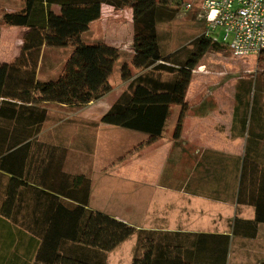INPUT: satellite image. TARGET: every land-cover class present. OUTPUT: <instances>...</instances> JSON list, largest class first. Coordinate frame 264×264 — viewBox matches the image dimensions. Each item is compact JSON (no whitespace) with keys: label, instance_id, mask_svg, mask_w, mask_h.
<instances>
[{"label":"crops","instance_id":"0c3cea01","mask_svg":"<svg viewBox=\"0 0 264 264\" xmlns=\"http://www.w3.org/2000/svg\"><path fill=\"white\" fill-rule=\"evenodd\" d=\"M9 1L0 0V7L3 3L13 11ZM51 8L58 10L57 5ZM6 27H0V63L14 60L26 31ZM8 28L20 33L12 37ZM130 47L132 53V37ZM43 52L35 73L40 80L60 71L59 63L45 59ZM196 66L184 95L191 107L180 136L172 138L179 107L170 105L168 117L174 109L175 118L138 153L132 150L146 139L145 133L94 125L126 85L120 78L118 91L111 88L79 107L34 98L32 91L0 95V264H40L37 250L48 217L67 200L59 191L65 188V174L78 173L89 176L91 209L137 230L229 235L226 264H264V222H257L253 231L255 207L237 200L244 156L264 165V109L258 108V99L247 101L236 94L201 88L193 93L189 87ZM111 91L116 94L105 100ZM243 196L249 199L248 191ZM128 238L132 250L137 232Z\"/></svg>","mask_w":264,"mask_h":264},{"label":"trees","instance_id":"16d2710c","mask_svg":"<svg viewBox=\"0 0 264 264\" xmlns=\"http://www.w3.org/2000/svg\"><path fill=\"white\" fill-rule=\"evenodd\" d=\"M104 3L131 9L132 56L120 66V78L126 85L94 125L106 123L145 133L146 139L132 150L138 153L161 137L169 107L177 105L172 130V138L177 139L191 107L184 95L192 70L208 49H218L221 44L204 31L190 46L164 52L157 25L174 17L172 0H23L18 10L1 15L4 24L23 26L26 31L14 60L0 63V95L22 96L32 91L34 98L79 107L110 91L108 78L119 59V49L104 40L81 39L89 23L100 16ZM201 19L205 21L203 16ZM48 47H69V53L55 77L40 80L35 76L36 65ZM257 62L264 77V47L257 53ZM245 120L242 127L247 132ZM65 180L64 190L59 191L67 200L63 205L59 202L57 211L48 217L37 250V258L42 259L36 263L106 264L107 252L137 232L130 264H226L229 235L137 230L88 206L87 174H65ZM246 191L249 199L243 196ZM237 200L255 207L254 231L257 222H264V165L247 155L242 160Z\"/></svg>","mask_w":264,"mask_h":264},{"label":"rangeland","instance_id":"374dc122","mask_svg":"<svg viewBox=\"0 0 264 264\" xmlns=\"http://www.w3.org/2000/svg\"><path fill=\"white\" fill-rule=\"evenodd\" d=\"M22 1L11 0L6 4L7 7L12 8L10 10L14 11L22 6ZM172 1L175 9L174 17L157 25L160 45L163 47L164 52L190 46L191 40L206 30V23L200 15L199 0ZM187 2L191 4L188 10L184 8V4ZM2 6L3 3L0 7V27H6L1 20L2 13L6 11ZM131 18L129 7L125 6L118 9L104 3L100 9V16L90 22L88 28L81 34V39L86 42L104 40L120 47L119 59L114 64L109 77L111 88L116 91L120 89V66L124 62L129 63L132 55L130 53L131 47L129 48L132 37ZM6 33L12 37H17L20 30L8 28ZM213 34V37H217L216 32ZM68 53L69 47L57 49L56 51L50 48L46 49L43 55L45 59L48 58L50 61L59 63L61 68ZM198 62L189 87L193 93L196 90L200 91L201 88L205 93L237 94L247 101L252 99L254 102L258 99V108L264 109V77L260 75L262 66L257 62V54L235 56L231 54L226 46L220 45L218 49H208ZM130 69L133 73H136L132 67ZM162 76L166 75L162 74ZM116 91L107 94L105 100L112 99ZM174 112V109H172V113L166 120L167 128L175 118ZM122 154L118 156L119 159H121ZM129 241L130 238H126L113 251L107 252L106 264H129L134 249L133 247L131 250V246H128Z\"/></svg>","mask_w":264,"mask_h":264},{"label":"built area","instance_id":"2783aa9c","mask_svg":"<svg viewBox=\"0 0 264 264\" xmlns=\"http://www.w3.org/2000/svg\"><path fill=\"white\" fill-rule=\"evenodd\" d=\"M199 4L205 34L231 54H257L264 47V0H199ZM190 6L184 4L187 10Z\"/></svg>","mask_w":264,"mask_h":264}]
</instances>
